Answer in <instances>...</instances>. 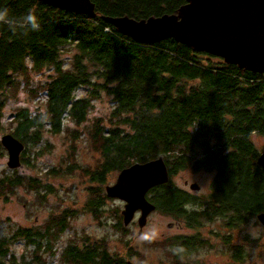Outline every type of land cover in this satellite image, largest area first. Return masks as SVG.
I'll use <instances>...</instances> for the list:
<instances>
[{
    "label": "trees",
    "instance_id": "trees-1",
    "mask_svg": "<svg viewBox=\"0 0 264 264\" xmlns=\"http://www.w3.org/2000/svg\"><path fill=\"white\" fill-rule=\"evenodd\" d=\"M91 1L94 17L38 0H0V117L6 90L16 85L13 75L27 69L25 62L36 72L53 71L44 83L45 110L31 114L22 108L13 115L10 134L24 145L20 162H25L30 144L41 142L44 131L61 132L65 115L77 125L85 122L90 101L75 93L95 85L97 78L114 108L108 124L94 123L92 135L102 162L91 171L92 182L105 183L114 170L163 155L169 177L186 169L212 171L214 176L202 208L199 198L170 179L147 192L155 209L183 218L190 227L200 223L199 215L227 213L229 223L237 224L264 212V172L256 163L259 152L252 140L255 133L264 135V71L174 38L138 42L108 20L176 15L188 0ZM30 11L38 29L27 20ZM71 49L68 60L64 55ZM22 180L15 169L3 171L0 188H15ZM99 203L94 201L92 210ZM55 225L62 228V218ZM48 228L16 227L10 236L0 237V264H47L37 250L49 248ZM21 239L33 246L30 257L12 249ZM193 239L177 236L172 254L191 251ZM241 256L237 248L233 258ZM59 264L136 263L85 242L67 246Z\"/></svg>",
    "mask_w": 264,
    "mask_h": 264
},
{
    "label": "rangeland",
    "instance_id": "rangeland-1",
    "mask_svg": "<svg viewBox=\"0 0 264 264\" xmlns=\"http://www.w3.org/2000/svg\"><path fill=\"white\" fill-rule=\"evenodd\" d=\"M182 12L176 14L181 18ZM73 50L64 55L71 59ZM14 74L16 85L7 88L0 117V137L12 133L15 128L13 115L26 108L29 113H42L46 93L44 83L53 73L51 68L40 72L30 69ZM95 85L77 89L76 97L90 101L87 119L80 125L67 115L59 133L44 131L41 142L30 144L25 152V162L14 168L23 176V185L0 188V237L10 236L16 227L44 230L49 236V248L38 249L47 264H59L62 252L69 245L96 243L113 255L145 264H264V225L255 217L244 223H229L228 214L202 215L196 227L187 225L183 218H174L156 209L147 216L146 224L138 233L137 217L123 225L121 210L124 202L106 195L105 186L115 182L119 170L108 173L105 183L92 182L90 173L102 160L98 142L93 138L94 123L108 124L114 108L111 96L94 80ZM48 130V126H45ZM252 140L258 152L264 150V135L255 133ZM7 152L0 149V177L8 171ZM102 162V161H101ZM12 175V173H11ZM212 171L181 170L169 177L179 188L200 199L201 208L211 191ZM196 182L199 190H191L184 181ZM149 193L147 194V196ZM100 203L93 208V202ZM92 207V208H91ZM210 216V215H209ZM62 218L63 227L55 225ZM171 223V226L168 224ZM192 236L194 246L181 256L172 254L175 238ZM241 249V260L233 258ZM16 255L30 257L33 246L23 239L12 246Z\"/></svg>",
    "mask_w": 264,
    "mask_h": 264
},
{
    "label": "water",
    "instance_id": "water-1",
    "mask_svg": "<svg viewBox=\"0 0 264 264\" xmlns=\"http://www.w3.org/2000/svg\"><path fill=\"white\" fill-rule=\"evenodd\" d=\"M38 1L67 12L90 17L96 14L95 4L91 0ZM181 12L180 19L174 15H163L144 21L125 16L111 17L108 20L123 34L138 42L174 38L196 49L220 55L227 62L258 72L264 71V0H188ZM0 144L7 152V167H20L23 143L12 134L5 133L0 137ZM256 163L264 172V150L258 153ZM168 180V168L163 155H160L121 169L115 182L105 186V192L108 197L124 202L121 210L123 225H128L135 213L139 212L137 224L140 233L147 216L156 208L148 200L147 192ZM188 187L191 190L200 189L196 182L189 183ZM256 218L264 225V212L259 213Z\"/></svg>",
    "mask_w": 264,
    "mask_h": 264
},
{
    "label": "clouds",
    "instance_id": "clouds-1",
    "mask_svg": "<svg viewBox=\"0 0 264 264\" xmlns=\"http://www.w3.org/2000/svg\"><path fill=\"white\" fill-rule=\"evenodd\" d=\"M27 20L32 23L34 29H38L39 25L36 21L35 16L31 13V11L29 12L27 16Z\"/></svg>",
    "mask_w": 264,
    "mask_h": 264
},
{
    "label": "flooded vegetation",
    "instance_id": "flooded-vegetation-1",
    "mask_svg": "<svg viewBox=\"0 0 264 264\" xmlns=\"http://www.w3.org/2000/svg\"><path fill=\"white\" fill-rule=\"evenodd\" d=\"M185 181H187V180H185ZM185 181H184V182H185ZM184 185H188V181H187V184H184ZM155 210H156V209H155ZM155 210H154V211H155ZM138 214H139V212H138Z\"/></svg>",
    "mask_w": 264,
    "mask_h": 264
}]
</instances>
